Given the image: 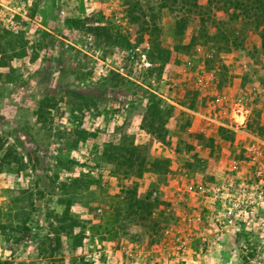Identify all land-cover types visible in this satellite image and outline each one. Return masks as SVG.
Wrapping results in <instances>:
<instances>
[{
	"label": "rangeland",
	"instance_id": "rangeland-1",
	"mask_svg": "<svg viewBox=\"0 0 264 264\" xmlns=\"http://www.w3.org/2000/svg\"><path fill=\"white\" fill-rule=\"evenodd\" d=\"M161 1L0 0V264H264V223L218 230L198 188L239 153L241 115L264 136V38L205 44L195 20L176 48ZM152 7L165 61L149 56ZM149 93L164 140L145 120ZM108 142L145 145L162 167L136 177L104 159ZM131 188L153 204L146 221L119 202Z\"/></svg>",
	"mask_w": 264,
	"mask_h": 264
},
{
	"label": "trees",
	"instance_id": "trees-1",
	"mask_svg": "<svg viewBox=\"0 0 264 264\" xmlns=\"http://www.w3.org/2000/svg\"><path fill=\"white\" fill-rule=\"evenodd\" d=\"M160 8H166L170 12L176 11L172 31L178 46H183L182 36L190 22L198 21V39L205 44L212 42L214 37L221 36L225 39V44L239 46V41L243 42L249 31L257 32L264 38V0H162ZM136 13L139 7H134ZM151 34L159 35V27L156 23L157 13L155 8H151ZM141 12V11H140ZM221 12L224 17H217ZM139 16V15H138ZM72 25H78V21L72 20ZM98 33L102 32L106 37H110L109 27H95ZM198 40V41H199ZM158 42V41H157ZM156 42V37L152 41V49L149 56L152 61L160 58L162 61L168 60L171 53L170 45L160 48ZM182 43V44H181ZM190 47V43L186 46ZM146 105L145 120L148 122L151 132L160 140L165 139L164 127L158 123V118L163 112L161 100L154 94L149 93ZM4 141L0 136V151L3 149ZM104 159L107 162L118 164L132 172L136 177H140L144 171L158 170L162 167L159 159L151 160L147 155L145 145L131 144L128 147L105 143L103 149ZM59 158V157H58ZM60 161V158H59ZM61 163V162H60ZM76 181V179H74ZM66 191L69 186L64 185ZM128 211V217L132 216L138 221L148 220L153 204L149 202V197L139 198L135 189H127L125 196L119 200ZM68 209V207H66ZM10 264V262H7ZM72 264H91L83 257L74 258Z\"/></svg>",
	"mask_w": 264,
	"mask_h": 264
},
{
	"label": "built area",
	"instance_id": "built-area-1",
	"mask_svg": "<svg viewBox=\"0 0 264 264\" xmlns=\"http://www.w3.org/2000/svg\"><path fill=\"white\" fill-rule=\"evenodd\" d=\"M60 13H63L62 9ZM138 51V47L129 48L132 56ZM140 54L147 59L145 53ZM104 68H107L106 64ZM241 118V125L230 128L235 132L239 153L229 159L228 170L222 179L216 176L217 181L210 186L198 187L199 196L208 197L215 204L210 216L218 230L239 231L264 223V136L248 130L246 117L241 115ZM220 140L224 141L223 138ZM217 171L214 168L215 175ZM201 219L198 215L197 221ZM205 230V226H199L198 234L204 237Z\"/></svg>",
	"mask_w": 264,
	"mask_h": 264
}]
</instances>
